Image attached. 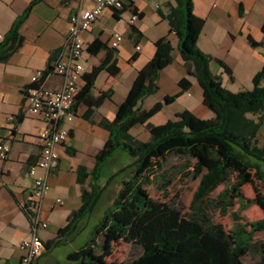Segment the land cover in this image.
Here are the masks:
<instances>
[{
    "label": "trees",
    "instance_id": "1",
    "mask_svg": "<svg viewBox=\"0 0 264 264\" xmlns=\"http://www.w3.org/2000/svg\"><path fill=\"white\" fill-rule=\"evenodd\" d=\"M39 1H31L0 41L1 62H6L22 45L24 37L21 27L34 4ZM164 18L169 21L170 29L178 34L179 50L189 77L179 81L180 90L177 93L165 96L163 101L156 102L149 109L142 108L141 101L159 90L160 73L173 61L171 41L166 36L159 38L155 42L154 56L138 71L114 120L105 119L102 122L110 134L96 155L93 168L78 169V182L85 185L81 206L70 213L66 224L58 229L55 237L45 242V248L50 250L78 235L95 212L110 181L124 175L113 203L95 224L93 237L84 246L68 254L69 263L242 264V257L256 249L260 255L257 264H264V241H255V234L264 231V217L248 223L236 222L228 232L221 224L205 226L197 219L183 216L176 208L163 205L150 197L143 186L147 174L162 168L170 154H187L197 160L196 175L203 172L205 162L211 164L195 191L193 208L224 184L225 188L217 197L223 205L222 212H227V207L233 204L235 197L240 198V211L252 204H259L264 210V144L259 145L257 138L264 124V65L253 77L252 90L233 92L222 84L219 75L211 72L210 63L213 60L218 62L231 78L232 69L224 61L198 47L205 19L194 12L193 0H177V5ZM249 41L254 47L260 45L251 37ZM105 48L106 44L96 39L88 46V51L96 54ZM109 50L98 65L84 74L85 84L73 105L75 108L78 103L84 102L88 106L86 116L112 96L110 89L102 91L98 96L92 94L97 77L103 70L111 75L120 72L117 49ZM59 51L54 53V58ZM50 70L51 65L44 71V77ZM190 77L199 82L203 90V103L214 116L205 119L184 109L176 113L173 120L169 119L162 124L151 123L149 120L165 104L173 103L189 90L192 85ZM250 113L257 118L248 117ZM22 119L23 115L18 114L16 124ZM137 125L147 128V140H140L131 133ZM119 154L127 155L124 160L127 164L111 172L110 165ZM233 175H236L235 182H231ZM255 180L260 184L261 193L245 203L242 187ZM22 209L30 220L27 205ZM233 216L234 219H240L239 213ZM100 236L106 243L121 236L128 242L139 244L143 253L127 262H108L98 256V250L105 247L97 243Z\"/></svg>",
    "mask_w": 264,
    "mask_h": 264
},
{
    "label": "crops",
    "instance_id": "2",
    "mask_svg": "<svg viewBox=\"0 0 264 264\" xmlns=\"http://www.w3.org/2000/svg\"><path fill=\"white\" fill-rule=\"evenodd\" d=\"M31 1L33 0H0V34L5 35L11 29L15 19L25 11ZM123 1L125 9L119 11L118 16L115 15V10L108 9L89 30L81 33L86 48L83 57L85 73L98 65L110 51L114 33H121L123 40L116 50L120 72L111 75L103 70L92 89L94 96L110 89L112 91L110 98H106L88 116L85 115L88 106L84 102L78 103L73 108V118H66L62 123L68 130L69 138L65 145L58 147L59 166L49 178L51 189L43 203V216L53 222L49 223L48 228L39 230L44 242L54 238L58 229L66 224L70 213L81 206L85 185L78 182V169L93 168L96 155L110 134L102 122L105 119L114 120L118 107L125 100L138 71L154 56L155 42L159 38L166 36L171 41L173 61L160 73V88L153 94L156 96L155 103L163 101L167 95L177 93L180 90L179 81L189 77L179 50L178 34L170 29L169 21L164 18V15L177 5V0ZM193 2L194 12L205 19L198 47L224 61L232 69L233 78L214 60L210 63L211 72L219 75L222 84L230 90L231 84L236 82L244 83L248 87L253 85L254 75L264 65L262 30L264 0H193ZM92 5V0L37 2L21 27L20 31L24 37L22 45L6 62L0 61V139L8 136L9 126L13 127L14 136L9 157L0 160V264L4 262L19 264L24 253L20 244L9 253L6 238L11 237L12 232L18 229L17 220L20 215L29 221L22 209L31 198L33 178L28 171L30 165L35 163L41 154L39 134L45 123L38 115L27 111L25 92L32 84L31 77L38 70H48L54 53L65 46L70 16ZM135 12L139 13L140 17L134 23H130V18ZM249 37L260 45L252 46ZM96 39L102 40L107 48L91 54L88 46ZM190 79L192 85L189 90L176 99L183 103L182 110L189 109L199 117L214 116L203 103V90L199 82L194 77ZM44 83L47 87L59 89L62 78L49 73L44 78ZM84 84L85 81L82 79L80 89ZM147 98L141 103L143 109L150 108L145 104ZM166 106L167 104L160 112L164 111ZM182 110H175L171 117H175L176 113ZM18 114H22L23 119L16 124ZM156 115L149 120L151 123ZM10 117H14L15 121L10 122ZM165 119L168 121L171 118ZM263 128L264 124L261 129ZM146 134L148 139V130ZM58 198L62 199L63 203H56ZM5 229H8L7 233ZM30 236V225H22L19 243ZM49 251L46 250L33 264H40L42 256ZM64 264L71 263L67 260Z\"/></svg>",
    "mask_w": 264,
    "mask_h": 264
},
{
    "label": "rangeland",
    "instance_id": "3",
    "mask_svg": "<svg viewBox=\"0 0 264 264\" xmlns=\"http://www.w3.org/2000/svg\"><path fill=\"white\" fill-rule=\"evenodd\" d=\"M231 88V91L238 92L241 90H252L254 85L248 87L244 83L236 82L233 85L231 84ZM143 101H141V103H143ZM145 101L146 105L148 104V106L152 107L155 104L156 96L150 95ZM183 106L181 100H176L171 104H167V108L157 114L152 119V122L154 124H162L167 122V119L164 120L165 117H170L172 120L175 119V117H171V115L173 116L175 110H182L184 108ZM212 116L213 115H211V117ZM211 117L201 118L208 119ZM248 117L257 118L256 115L251 113L248 114ZM146 131L147 128L144 125H137L132 133L136 138L144 141L147 140ZM257 138L259 145H263L264 128L261 129ZM126 156L127 155L119 154L118 157L112 161L110 165L111 172H115L127 164V161H124ZM196 163L197 160L191 158L187 154H170L162 168H156L147 174L143 185L146 193L150 197L161 202L163 205L176 208L187 218L197 219L205 226L221 224L228 232L234 228L236 222L248 223L260 220L264 217V210L259 204H252L245 210L240 211L241 202L239 197L233 199V204L227 207L226 213L222 212L223 205L218 202L217 197L225 188L224 184L218 186L202 203H198L193 208L192 202L194 194L199 186L201 177L211 168V164L205 162L203 165V172L196 175ZM123 176H117L110 181L95 212L88 218L84 228L79 234L74 238L63 242L59 246L52 247L47 254L42 256L40 264H64L71 251L81 248L90 240V238L93 237L94 226L104 215L105 210L113 203L114 198L121 188V180ZM235 180L236 175H233L231 182H235ZM259 193H261V187L257 180L253 183H247L242 187V197L244 198L245 203L250 202ZM234 213H239L240 219H234ZM47 221L48 223L53 222L51 219H48ZM17 222L18 229L12 232L11 237L6 238V246L9 253H12L16 246H19L20 244L18 240L20 237L21 226L30 225V221L21 215ZM7 231L8 229H5V233H7ZM255 241H264V231H258L255 234ZM97 243L98 245L105 246L104 249L98 250V256L108 262H127L135 259L143 253V248L139 244L128 242L121 236H117L114 240L109 241L108 243H106L102 236H100ZM259 260V253L256 249H253L242 257V264H257Z\"/></svg>",
    "mask_w": 264,
    "mask_h": 264
},
{
    "label": "built area",
    "instance_id": "4",
    "mask_svg": "<svg viewBox=\"0 0 264 264\" xmlns=\"http://www.w3.org/2000/svg\"><path fill=\"white\" fill-rule=\"evenodd\" d=\"M92 1V7L78 10L70 16L66 44L51 62L49 73L62 78L60 88L47 87L44 83L47 75L44 77V70H38L31 77L32 84L27 90L25 101L27 111L38 115L45 125L39 134L41 154L38 160L30 165L28 171L33 178L31 198L27 204L31 236L20 243L24 253L19 264H33L46 251L45 242L39 234L40 229L49 227L48 221L43 216V203L51 189L50 175L59 166L58 147L65 145L69 138L68 130L62 126V123L64 119H72L74 116L73 105L80 92V81L85 74L83 57L86 48L81 33L89 30L108 9L116 11L125 9L123 0ZM139 17V13H133L130 23H134ZM3 38L4 35L0 34V40ZM122 40L121 33H114L111 47L118 49ZM137 48L139 49L140 46ZM11 121L14 122L15 118L10 117ZM13 139V127L9 126L8 136L0 139V160L9 157ZM56 203L63 201L58 198Z\"/></svg>",
    "mask_w": 264,
    "mask_h": 264
}]
</instances>
